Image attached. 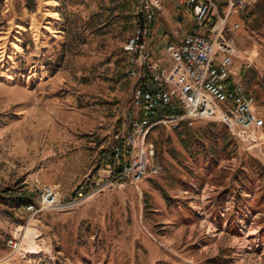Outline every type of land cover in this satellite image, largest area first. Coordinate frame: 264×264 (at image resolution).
Returning <instances> with one entry per match:
<instances>
[{"label": "rangeland", "instance_id": "1", "mask_svg": "<svg viewBox=\"0 0 264 264\" xmlns=\"http://www.w3.org/2000/svg\"><path fill=\"white\" fill-rule=\"evenodd\" d=\"M163 2L160 54L195 23L180 0ZM36 3L0 0V190L22 181L40 202L45 186L69 200L83 185L88 199L38 214L0 204V264H264V145L244 151L214 122L157 127L149 140L164 170L139 189L120 187L102 161L123 142L138 84L124 45L139 0ZM254 5L233 19V39L253 62L238 66L264 114V24L246 19Z\"/></svg>", "mask_w": 264, "mask_h": 264}, {"label": "built area", "instance_id": "2", "mask_svg": "<svg viewBox=\"0 0 264 264\" xmlns=\"http://www.w3.org/2000/svg\"><path fill=\"white\" fill-rule=\"evenodd\" d=\"M257 1L180 0L191 12L197 31L168 42L158 54L153 31L165 11L164 2L139 0L141 21L124 45L129 56L128 74L138 84L125 135L116 136L123 142L113 146L111 158H105L106 168L114 169L123 182H116L120 187H125L122 180H129L139 189L144 181L162 173L155 144L149 140L152 130L160 126L175 130L184 122L223 123L244 151L264 145L255 139L264 136V114L238 66L242 61L241 66L250 68L253 62L242 59L233 39L241 28L233 19L241 21V14ZM168 61L173 63L170 68ZM86 194L81 188L76 197L64 200L57 187L45 186L39 205L30 204L27 211L74 210L88 199ZM17 245L14 242L13 248Z\"/></svg>", "mask_w": 264, "mask_h": 264}, {"label": "trees", "instance_id": "3", "mask_svg": "<svg viewBox=\"0 0 264 264\" xmlns=\"http://www.w3.org/2000/svg\"><path fill=\"white\" fill-rule=\"evenodd\" d=\"M26 6H27V8L29 10L35 11L36 10V7H37L36 0H26ZM245 12H243L241 14V16H240L241 21H242V15H244ZM244 17H245V15H244ZM250 17H254L255 18L256 24L257 23L258 24L260 23V25L264 24V0H258V2L254 5L251 13L246 16V19L248 20ZM140 21H141V16L139 14H137L136 15V26L138 25V23ZM196 31H197V29L193 27L192 30H190L189 32L192 33V32H196ZM157 52H158V54H160L159 49H158ZM124 53L127 55V53L125 51H124ZM247 89H248V87H247ZM214 124L221 125L222 127H224L226 129V132L223 135V137L226 140L230 137L235 142H237L235 140V138L231 135L228 127L225 124H223V123H217V122H214ZM188 125H189V123L184 122V123L180 124L176 129H178L179 127L182 128V127L188 126ZM186 134L187 133H185V132H179L178 133V136H179L180 140L185 145H186V142L189 141V139L187 138L188 137L187 136L188 134L187 135ZM112 156H113V146L110 149H107L106 151L103 152V156H102L103 163H105V158L106 157L111 158ZM110 161L112 162V160H110ZM156 161H157V155H156ZM157 162L162 166V168L164 170L163 165L159 161H157ZM163 170H162V172H163ZM148 180H150V179H147L146 181H148ZM81 188H83L84 191L87 193L85 187L82 185V186H80L77 189V191L74 194V197L77 196V193H78V191ZM74 197H72V198H74ZM38 202H39L38 195L29 188L28 184H24V182H22V181H18L16 183V186L15 187H5V188H3V189L0 190V204L1 205H4L6 207H10L12 209H18V210H20L22 208H25L27 210V207L30 204L37 205ZM67 211H73V210H67ZM62 212H66V211H62Z\"/></svg>", "mask_w": 264, "mask_h": 264}, {"label": "water", "instance_id": "4", "mask_svg": "<svg viewBox=\"0 0 264 264\" xmlns=\"http://www.w3.org/2000/svg\"><path fill=\"white\" fill-rule=\"evenodd\" d=\"M183 17H179V20L181 21Z\"/></svg>", "mask_w": 264, "mask_h": 264}, {"label": "crops", "instance_id": "5", "mask_svg": "<svg viewBox=\"0 0 264 264\" xmlns=\"http://www.w3.org/2000/svg\"><path fill=\"white\" fill-rule=\"evenodd\" d=\"M156 49H158V47L156 46Z\"/></svg>", "mask_w": 264, "mask_h": 264}]
</instances>
